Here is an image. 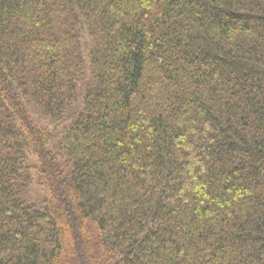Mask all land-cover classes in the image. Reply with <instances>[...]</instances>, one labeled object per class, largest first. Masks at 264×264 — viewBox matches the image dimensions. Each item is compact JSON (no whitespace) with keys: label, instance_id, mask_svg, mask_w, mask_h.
Here are the masks:
<instances>
[{"label":"trees","instance_id":"trees-1","mask_svg":"<svg viewBox=\"0 0 264 264\" xmlns=\"http://www.w3.org/2000/svg\"><path fill=\"white\" fill-rule=\"evenodd\" d=\"M0 264H264V0H0Z\"/></svg>","mask_w":264,"mask_h":264}]
</instances>
